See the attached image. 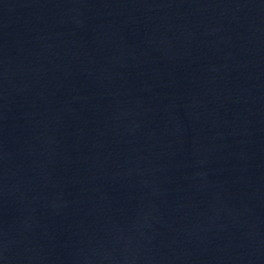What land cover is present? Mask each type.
Listing matches in <instances>:
<instances>
[{
  "label": "water",
  "instance_id": "1",
  "mask_svg": "<svg viewBox=\"0 0 264 264\" xmlns=\"http://www.w3.org/2000/svg\"><path fill=\"white\" fill-rule=\"evenodd\" d=\"M0 264H264V0H0Z\"/></svg>",
  "mask_w": 264,
  "mask_h": 264
}]
</instances>
